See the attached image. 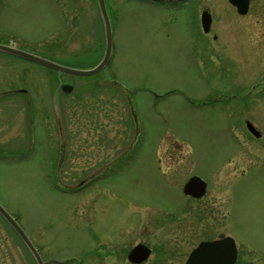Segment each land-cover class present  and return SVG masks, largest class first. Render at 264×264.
<instances>
[{
	"label": "rangeland",
	"instance_id": "374dc122",
	"mask_svg": "<svg viewBox=\"0 0 264 264\" xmlns=\"http://www.w3.org/2000/svg\"><path fill=\"white\" fill-rule=\"evenodd\" d=\"M64 3L56 16L47 0H0V44L93 68L106 47L97 0ZM106 4L112 55L98 73L59 74L0 50V92L29 91L0 99V203L45 260L124 264L121 245L143 239L173 261L224 231L239 264H264V0L244 16L228 0ZM204 8L212 30L200 36ZM167 148L183 155L182 168L161 178L155 156ZM192 172L213 191L191 202L175 189L168 200L160 182L181 185ZM0 264H36L1 217Z\"/></svg>",
	"mask_w": 264,
	"mask_h": 264
},
{
	"label": "water",
	"instance_id": "95a60500",
	"mask_svg": "<svg viewBox=\"0 0 264 264\" xmlns=\"http://www.w3.org/2000/svg\"><path fill=\"white\" fill-rule=\"evenodd\" d=\"M154 1H166V0H154ZM172 1V0H169ZM231 4L236 6L237 11L241 15H245L249 10L250 0H229ZM100 11L105 24L106 31V52L102 61L93 68L90 69H76L65 66L61 63L55 62L48 58L37 55L33 52L25 51L20 48L0 44V50L26 60L38 63L40 65L57 70L60 73L76 74L81 76L92 75L100 72L109 62L112 53V27L110 18L106 9L105 1L98 0ZM201 22L203 30L209 32L212 24V14L208 10H204L201 16ZM62 89L66 93H70L73 90V86L69 84H63ZM248 130L256 137L261 136V132L255 127L253 122L250 120L246 121ZM207 183L199 176H192L184 186L186 194L194 197H202L206 192ZM0 215L2 218L13 228V230L22 239L24 244L33 254L38 264H45L37 248L34 246L29 236L17 222V220L6 210V208L0 203ZM139 245L130 253L131 261L141 262L144 261L148 256V251L142 256ZM141 258H138V255ZM237 245L233 237L224 236L215 240L202 241L190 254L186 264H235L237 259Z\"/></svg>",
	"mask_w": 264,
	"mask_h": 264
},
{
	"label": "flooded vegetation",
	"instance_id": "af4514ba",
	"mask_svg": "<svg viewBox=\"0 0 264 264\" xmlns=\"http://www.w3.org/2000/svg\"><path fill=\"white\" fill-rule=\"evenodd\" d=\"M47 1H49L50 7H52L53 11L56 12V16H58L59 12L62 11V7L65 5L64 0H47ZM105 2L107 3V0H105ZM176 2H177L178 5L180 3H182V1H176ZM250 9H251V5H250ZM61 16H63V14ZM61 20L62 19L60 17V19H58V21H61ZM62 25H60L59 28H61ZM200 29H201V32H203L201 26H200ZM210 32L209 33H204L203 32L202 34H200V36H203L204 34L208 35V34H210ZM213 39H217L216 35H213ZM51 55H53V53L52 54L51 53L48 54V56H51ZM16 93L23 94V95L25 94V96H27L29 94V91L28 90H22V88L21 89L20 88H11V89H8V90H3L2 92H0V99L5 98V97L14 98ZM245 121H247V120H245ZM65 153H66V150L62 149L61 156L64 155ZM155 159L157 161L158 173L160 174L159 177H161V178H169L172 173H176V172L179 171L180 168H182V165L178 164V163H179V161H181L183 159V155L179 153L178 149H174V148L159 149L157 151ZM236 162H239V160L236 159V161H234L233 159H230L229 161H227V164L230 165L231 163H236ZM193 175H198V174L192 172V174L188 175V177L186 178L185 181H182L181 185H177V186H176L175 183H171V182H167V181L160 182L161 184H166V183L169 184L168 186H166V188H169V191L171 192L172 196H167L168 200H174L175 199V197H174V190L175 189H176L175 190L176 192L178 190L180 193L184 194V197H185L186 201H191V202L192 201L193 202H200L202 199L207 197L213 191V187L210 186L211 183L207 179H205L207 181V187H206V192H205V194L202 197L197 198V197H194L192 195L186 194L184 192V185L190 179V177H192ZM223 177L224 176L220 177L222 183L224 181H226V180H222ZM83 185H86L85 182L82 185H80L77 188V190H80ZM220 190H222V192H223V190H225V189H221L220 188ZM222 192H220V194H222ZM224 194H225V192H224ZM220 197H222V195ZM217 203H218V206H219V211L224 209L223 202L219 203L217 201ZM160 210H162V217H167L168 218L167 223H169V222H171V220L175 219L174 218L175 214L171 210H167V209H164V208H160ZM219 214H221V217L225 216V215L228 217L227 212H221ZM224 218H222V219H224ZM204 219L205 220L202 219L206 223V224L204 223V226L205 227L209 226V224H208L209 223L208 222L209 219L206 216H204ZM203 229L206 230L205 228H203ZM127 230H128V228L123 229V233L126 232ZM225 235L232 236L236 240V237L232 233H225L224 231H219L215 235L204 237L202 240H200L199 243H201L204 240H214V239H217L219 237H223ZM199 243L196 244L192 249H190L189 252H185L183 254L181 252V255L178 256V258L176 256L170 255V256L174 257L173 261H169V260L168 261L167 260L160 261V259L162 258L160 253L165 250V249H163L162 245H155V244H152L150 241L143 240V239L137 240L136 242H131L129 244L126 243V244H124V246L121 245L122 249H121L120 253H122L121 256H122V260L124 261L123 262L124 264H161L160 262H162V264H186L191 252L199 245ZM237 244H238V242H237ZM139 245H141L142 246L141 249H143V251L141 253L142 256H144V254H146L147 251H148V256H147V258L144 261H141V262L131 261L130 253L133 251V249H135ZM237 247H238V251H237L238 253H237V259H236L235 264H239V260H240L239 244L237 245ZM173 252H179V251H175L174 250ZM91 254H92V257L95 256V252H92ZM106 255L109 256L108 254H106ZM115 256H117V252L116 253H111V255L109 257L114 258ZM154 256H155V258L153 260H151L152 261L151 262L150 259L153 258ZM138 258H141L140 253L138 255ZM72 259L73 258L67 259L66 264H69V262L70 263H75V264H83V259L80 262H73ZM56 262L58 264H63L65 261H56Z\"/></svg>",
	"mask_w": 264,
	"mask_h": 264
}]
</instances>
